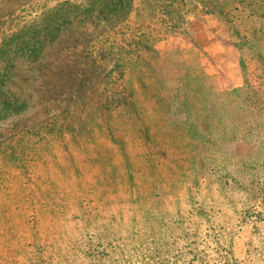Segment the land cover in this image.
Listing matches in <instances>:
<instances>
[{"label":"rangeland","instance_id":"374dc122","mask_svg":"<svg viewBox=\"0 0 264 264\" xmlns=\"http://www.w3.org/2000/svg\"><path fill=\"white\" fill-rule=\"evenodd\" d=\"M0 264H264V0H0Z\"/></svg>","mask_w":264,"mask_h":264}]
</instances>
